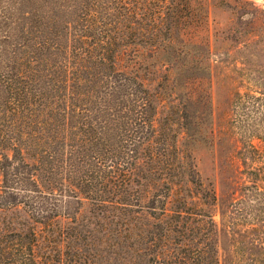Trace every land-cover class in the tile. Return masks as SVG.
I'll use <instances>...</instances> for the list:
<instances>
[{
	"label": "rangeland",
	"instance_id": "rangeland-1",
	"mask_svg": "<svg viewBox=\"0 0 264 264\" xmlns=\"http://www.w3.org/2000/svg\"><path fill=\"white\" fill-rule=\"evenodd\" d=\"M119 2L134 11L126 20ZM112 6L123 33L115 69L139 84L129 117L141 112L153 126L123 119L122 133L140 153L148 139L157 152L172 140L182 164L163 184L132 185L151 208L119 216L81 195L75 168L56 154L35 167L22 155L29 167L6 181L30 192L0 191V237L34 228L37 264H264V101L244 117L235 109L239 96L264 99V0H0V72L18 59L61 61L83 12ZM247 135L260 162L247 155ZM184 201L187 225L166 230L160 203L175 217Z\"/></svg>",
	"mask_w": 264,
	"mask_h": 264
},
{
	"label": "trees",
	"instance_id": "trees-1",
	"mask_svg": "<svg viewBox=\"0 0 264 264\" xmlns=\"http://www.w3.org/2000/svg\"><path fill=\"white\" fill-rule=\"evenodd\" d=\"M119 4L118 13L123 10L125 20L134 14L132 8ZM116 10L112 6L104 15L99 9L85 10L84 24L80 29L72 27L71 44L61 61L48 64L42 56L32 61L18 59L12 67L0 72L4 94L0 102V191L3 193L30 192L23 185L6 181L9 172L17 175L19 163L29 167L22 155L33 160L35 167L56 154L59 156L56 161L64 167L75 168L71 185L93 206H110L119 216H125L135 207H144L146 211L151 208L149 204L140 205L139 198H132L138 187H147L153 178L163 184L180 168L182 163L172 140L166 144V151L157 152L148 139L140 147L143 151L140 153L133 148L131 137L122 133L123 119L142 121L149 129L153 126L141 112H133L135 119L129 117L139 84L115 69V47H121L123 41L122 16L112 14ZM140 100L143 103L138 107L142 109L148 99ZM236 100L235 109L241 110L243 117L255 101H264L248 94ZM240 138L249 159L260 162L251 135ZM10 153H15L17 158H10ZM187 181L194 184L193 179ZM132 185L137 188H131ZM160 206L156 220L166 230L187 225L190 212L185 201L175 217L166 213L165 203L161 202ZM49 219L43 224L47 225ZM199 224L203 229L205 225ZM37 243L34 228L3 235L0 264H37L34 251ZM197 253L203 258L206 247Z\"/></svg>",
	"mask_w": 264,
	"mask_h": 264
}]
</instances>
